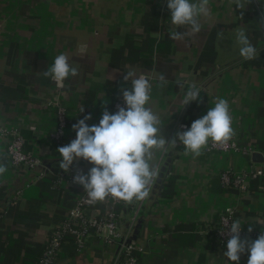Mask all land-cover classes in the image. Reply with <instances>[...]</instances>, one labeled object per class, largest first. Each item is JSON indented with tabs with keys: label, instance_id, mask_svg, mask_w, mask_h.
Instances as JSON below:
<instances>
[{
	"label": "crops",
	"instance_id": "obj_1",
	"mask_svg": "<svg viewBox=\"0 0 264 264\" xmlns=\"http://www.w3.org/2000/svg\"><path fill=\"white\" fill-rule=\"evenodd\" d=\"M238 9L229 0H210L202 29L173 25L167 0H0V125L15 127L26 153L40 160L30 167L9 163L0 136V264H35L43 246L82 190L68 174L60 178L62 157L50 138L56 116L50 102L66 108V137L85 115L99 124L105 108L130 86L129 70L147 75L152 84L150 107L171 141L177 131L207 114L218 98L230 105L232 127L242 152L207 151L194 156L179 141L155 152L157 169L149 196L118 205V232L135 245L138 264H230L214 234L218 214L235 211L255 240L264 233V0ZM244 30L259 55H240L237 33ZM172 31L187 32L183 39ZM66 54L79 75L57 84L43 75L59 54ZM165 74L166 86L157 77ZM184 87L180 88L179 84ZM201 89L197 101L184 106L187 87ZM81 107L84 111L81 113ZM92 164L80 159L72 168L85 174ZM261 169L246 188L223 187L219 174ZM72 177V178H71ZM104 201L86 206L101 212ZM251 226L252 231L248 228ZM242 238V239H243ZM53 264H124L117 242L103 244L94 234L77 249L67 236ZM249 253L240 264H248Z\"/></svg>",
	"mask_w": 264,
	"mask_h": 264
},
{
	"label": "clouds",
	"instance_id": "obj_2",
	"mask_svg": "<svg viewBox=\"0 0 264 264\" xmlns=\"http://www.w3.org/2000/svg\"><path fill=\"white\" fill-rule=\"evenodd\" d=\"M251 0H229L238 9H245ZM210 0H167L171 23L177 28L188 27L192 33L202 29L201 18L210 16ZM187 32L172 31L170 38L183 39ZM240 55L245 60H253L259 52L252 45L244 30L237 33ZM46 78L57 84L69 77L79 75V69L69 63L66 54H59L54 62L43 71ZM130 81L127 89H122L125 106H118L115 113L104 109L99 124L89 125L92 119L85 115L72 125L76 138L69 144L57 149L62 161L60 168L69 172L74 161L83 159L92 164L87 174L77 170L74 184L83 186L92 202L103 201L108 197L126 202L143 201L149 196L151 185L158 174V169L150 163L155 152H166L175 147L177 141L184 145L186 152L194 156L211 142L226 144L235 136L230 115V105L226 99L218 98L215 106L207 114L192 122L190 129L177 131L175 137L168 141L162 135L163 124L160 116L150 107L153 84L147 75H137L129 70L124 76ZM158 85L168 84L165 74L157 77ZM179 84V83H178ZM183 88V84H179ZM201 89L195 83L187 87L184 93V106L200 97ZM84 108L81 107L82 113ZM6 164L0 162V176L7 172ZM242 224L233 220L229 225V239L224 255L230 264H240L242 254L249 253L248 264H264V233L255 240L241 238ZM251 232V226L248 228Z\"/></svg>",
	"mask_w": 264,
	"mask_h": 264
},
{
	"label": "built area",
	"instance_id": "obj_3",
	"mask_svg": "<svg viewBox=\"0 0 264 264\" xmlns=\"http://www.w3.org/2000/svg\"><path fill=\"white\" fill-rule=\"evenodd\" d=\"M254 10L260 13L256 0H251ZM56 112V123L54 129L50 133V138L56 143L57 147L69 144L66 137L67 113L66 109L54 99L50 102ZM118 106L123 104L122 95H117L112 103V110L115 113ZM0 136L5 139V151L9 159L10 165L17 167L25 165L33 167L40 163V160L28 154L23 149V139L15 127H4L0 125ZM206 150L216 152H242L236 137L234 136L226 144L211 142L206 146ZM62 161V160H61ZM68 174L75 176V172L71 166L69 172H59V177H65ZM262 175L261 169H247L245 171L236 172L232 169L223 170L220 173L221 183L226 187H234L239 190L246 188L247 180ZM71 177V178H72ZM104 201L102 211L96 213H86L85 208L91 203L90 198L82 186V190L76 198L74 205L63 217L59 225L53 233L47 238L40 257L35 264H53L56 254L67 236H72L77 249L85 246L87 237L94 234L103 244L118 243L119 257H124V264H138L137 257L133 254L136 247L127 237H122L118 232V215L116 207L118 205H126L129 202L118 198L108 197ZM233 220H237L235 211L232 208H225L218 214L217 223L214 227V234L219 240L221 246L226 249V244L230 238L228 235L229 225ZM245 235L242 228L241 238Z\"/></svg>",
	"mask_w": 264,
	"mask_h": 264
},
{
	"label": "trees",
	"instance_id": "obj_4",
	"mask_svg": "<svg viewBox=\"0 0 264 264\" xmlns=\"http://www.w3.org/2000/svg\"><path fill=\"white\" fill-rule=\"evenodd\" d=\"M221 172H222V171H221ZM221 172H220V173H221ZM219 180H220V183H221L220 174H219ZM221 184H222V183H221ZM222 186L225 187L223 184H222ZM65 240H67V239H65ZM44 245H45V244H44ZM43 248H44V246H43ZM42 250H43V249H42ZM133 254H134V252H133ZM134 255L136 256V254H134ZM120 260L124 261V257H123V258L121 257ZM53 263H54V262H53Z\"/></svg>",
	"mask_w": 264,
	"mask_h": 264
},
{
	"label": "rangeland",
	"instance_id": "obj_5",
	"mask_svg": "<svg viewBox=\"0 0 264 264\" xmlns=\"http://www.w3.org/2000/svg\"><path fill=\"white\" fill-rule=\"evenodd\" d=\"M62 106H63V104L61 103V101L59 100L58 101ZM64 107V106H63ZM65 108V107H64ZM66 109V108H65ZM54 112H55V110H54ZM55 116H56V112H55Z\"/></svg>",
	"mask_w": 264,
	"mask_h": 264
}]
</instances>
